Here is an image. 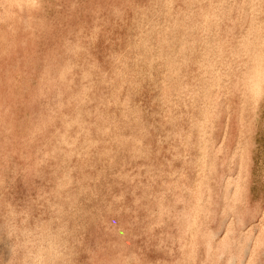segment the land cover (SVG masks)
I'll return each mask as SVG.
<instances>
[{"label": "clouds", "instance_id": "1", "mask_svg": "<svg viewBox=\"0 0 264 264\" xmlns=\"http://www.w3.org/2000/svg\"><path fill=\"white\" fill-rule=\"evenodd\" d=\"M264 0H0V264H264Z\"/></svg>", "mask_w": 264, "mask_h": 264}, {"label": "rangeland", "instance_id": "2", "mask_svg": "<svg viewBox=\"0 0 264 264\" xmlns=\"http://www.w3.org/2000/svg\"><path fill=\"white\" fill-rule=\"evenodd\" d=\"M257 140L259 145V158L264 159V128H261L259 131Z\"/></svg>", "mask_w": 264, "mask_h": 264}]
</instances>
